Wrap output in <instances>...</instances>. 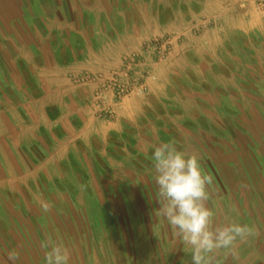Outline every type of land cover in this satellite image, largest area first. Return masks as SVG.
<instances>
[{
	"label": "crops",
	"instance_id": "0c3cea01",
	"mask_svg": "<svg viewBox=\"0 0 264 264\" xmlns=\"http://www.w3.org/2000/svg\"><path fill=\"white\" fill-rule=\"evenodd\" d=\"M14 2L16 13L0 0L1 218L67 244L69 263L116 259L89 247L116 245L105 235L119 230V207L137 215L159 196L156 146L197 155L215 182L205 136L232 133L251 109L264 117V10L256 0ZM167 34V58L140 68L146 94L90 100L100 81L80 78L107 80Z\"/></svg>",
	"mask_w": 264,
	"mask_h": 264
},
{
	"label": "rangeland",
	"instance_id": "374dc122",
	"mask_svg": "<svg viewBox=\"0 0 264 264\" xmlns=\"http://www.w3.org/2000/svg\"><path fill=\"white\" fill-rule=\"evenodd\" d=\"M5 1L10 3L8 10L16 13L14 1L24 0ZM260 1L256 0V4L263 9ZM250 112L248 119L240 116L233 120L232 133L205 136L211 148L208 161L215 163L213 169L217 175V180L207 186L209 198L206 201V206L214 213V226L238 223L254 229L251 236L244 241L237 240L232 248L217 250L213 264H264V117L252 109ZM229 157L237 165L225 164ZM154 190L158 194L157 185ZM158 201L159 196L147 200L148 206L131 216L119 207V230L115 227L105 235L116 239V245L110 244L105 249L89 247L95 253H116V259L69 264H191L190 246L185 245L176 230L158 214ZM18 216L13 214L11 220H5L0 215V264H12L8 260V252L12 250L19 253L15 264H45V252L49 249L42 244L47 240L39 238L31 221ZM132 217L142 222L137 224ZM95 236L96 232L89 230L88 238Z\"/></svg>",
	"mask_w": 264,
	"mask_h": 264
},
{
	"label": "clouds",
	"instance_id": "9594fccd",
	"mask_svg": "<svg viewBox=\"0 0 264 264\" xmlns=\"http://www.w3.org/2000/svg\"><path fill=\"white\" fill-rule=\"evenodd\" d=\"M155 183L159 195V215L163 216L185 245L190 246L191 264H213V254L230 249L237 240L244 241L254 233L248 225L229 223L214 226V213L206 206L207 186L212 177L205 174L197 155H186L171 143H161L152 154ZM43 210H49L43 205ZM45 264H69L70 254L63 244L51 240L42 244ZM8 260H19L16 250L8 252Z\"/></svg>",
	"mask_w": 264,
	"mask_h": 264
},
{
	"label": "built area",
	"instance_id": "2783aa9c",
	"mask_svg": "<svg viewBox=\"0 0 264 264\" xmlns=\"http://www.w3.org/2000/svg\"><path fill=\"white\" fill-rule=\"evenodd\" d=\"M259 5L264 9V0L260 1ZM172 40L173 36L167 34L146 42L143 46L142 53L132 54L124 59L123 68L114 70L107 80H103L102 77L98 78L94 76H83L80 78L82 84L100 81V86H97L93 92H91L90 100L96 104L108 91L114 93L116 100H120L122 97L133 92L146 94L148 89L145 84V77L148 71L145 69L141 71L140 68L147 62V56L150 57L152 62L164 60L171 51ZM123 76L128 78V80L124 81Z\"/></svg>",
	"mask_w": 264,
	"mask_h": 264
}]
</instances>
